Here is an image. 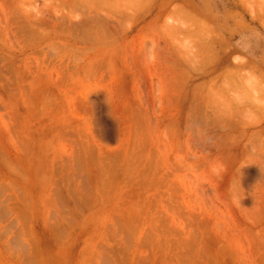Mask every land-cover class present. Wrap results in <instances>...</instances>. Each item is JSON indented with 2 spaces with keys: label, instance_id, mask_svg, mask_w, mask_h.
<instances>
[{
  "label": "rangeland",
  "instance_id": "1",
  "mask_svg": "<svg viewBox=\"0 0 264 264\" xmlns=\"http://www.w3.org/2000/svg\"><path fill=\"white\" fill-rule=\"evenodd\" d=\"M0 264H264V0H0Z\"/></svg>",
  "mask_w": 264,
  "mask_h": 264
}]
</instances>
